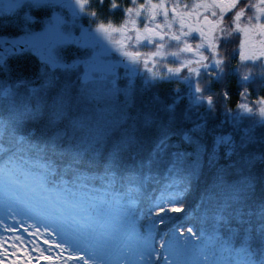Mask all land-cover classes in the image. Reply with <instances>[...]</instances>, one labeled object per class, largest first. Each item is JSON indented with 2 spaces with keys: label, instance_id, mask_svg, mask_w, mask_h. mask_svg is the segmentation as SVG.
Instances as JSON below:
<instances>
[{
  "label": "snow or ice",
  "instance_id": "6c2138e0",
  "mask_svg": "<svg viewBox=\"0 0 264 264\" xmlns=\"http://www.w3.org/2000/svg\"><path fill=\"white\" fill-rule=\"evenodd\" d=\"M0 231V264H264V0H0Z\"/></svg>",
  "mask_w": 264,
  "mask_h": 264
},
{
  "label": "trees",
  "instance_id": "16d2710c",
  "mask_svg": "<svg viewBox=\"0 0 264 264\" xmlns=\"http://www.w3.org/2000/svg\"><path fill=\"white\" fill-rule=\"evenodd\" d=\"M148 49H144V51H147ZM32 56H35V53H28V57H32ZM36 60L38 61L39 58L36 57ZM22 63H30V61L27 59V57L21 61ZM34 63V61H33ZM232 84V87H231V90L233 92V95H232V101L230 102V106L234 107L235 106V100H236V96H235V83H234V78H233V81L231 82ZM171 87H183L182 85H179V84H162V85H158V90L161 91V92H164V91H167L169 88ZM217 87H222V86H217Z\"/></svg>",
  "mask_w": 264,
  "mask_h": 264
},
{
  "label": "rangeland",
  "instance_id": "374dc122",
  "mask_svg": "<svg viewBox=\"0 0 264 264\" xmlns=\"http://www.w3.org/2000/svg\"><path fill=\"white\" fill-rule=\"evenodd\" d=\"M9 223L11 222V221H8ZM16 235H24L25 236V238L26 239H29V237L27 236V234L26 233H24L22 230L20 231V232H18V233H15ZM0 235H3V236H5V237H9V236H11V235H13V234H11V233H5V232H3V231H0ZM9 243H11V240H9ZM41 247H46V245H43L42 243H41ZM35 255V254H34ZM33 264H45V262H43V261H38V260H33Z\"/></svg>",
  "mask_w": 264,
  "mask_h": 264
}]
</instances>
